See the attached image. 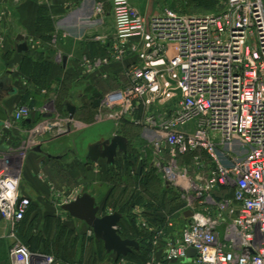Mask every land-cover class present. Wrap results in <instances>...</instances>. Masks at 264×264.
<instances>
[{
	"label": "built area",
	"instance_id": "2783aa9c",
	"mask_svg": "<svg viewBox=\"0 0 264 264\" xmlns=\"http://www.w3.org/2000/svg\"><path fill=\"white\" fill-rule=\"evenodd\" d=\"M218 5L216 14L166 8L148 17L131 0H113L115 34L99 38L105 54L83 59V79L116 82L96 120H125L148 131L140 150L154 155L150 167L183 202L180 234L160 231L165 240L153 245L163 255L145 264H264V0ZM105 14L98 4L96 16ZM37 111L17 107L0 138ZM39 112L45 115L46 106ZM18 155L19 148L0 150V216L13 226L32 206ZM10 258L57 261L21 241Z\"/></svg>",
	"mask_w": 264,
	"mask_h": 264
},
{
	"label": "rangeland",
	"instance_id": "374dc122",
	"mask_svg": "<svg viewBox=\"0 0 264 264\" xmlns=\"http://www.w3.org/2000/svg\"><path fill=\"white\" fill-rule=\"evenodd\" d=\"M103 1H107L102 3L105 8L113 12V0H99V2ZM149 1L151 0H131L132 4L148 17L166 8L186 15L216 14L220 11L219 0H159V4L162 5L157 8L156 12L150 6L151 2L149 3ZM104 26L101 32L104 34L103 38L108 35L114 36V19L112 17L107 20L105 18ZM94 81L91 82L96 83L97 92L104 93L116 84L115 81L107 82L96 79ZM89 84L83 80V124L74 123L73 125L72 120L65 117L57 108L56 102L49 99L45 104L47 110L45 115H39V109L43 108L41 107L43 103L36 104L38 111L31 116V119L33 118L32 126L21 128L19 124H13L10 129L2 131L0 150H14V148L20 150V155L15 157L23 167L22 192H28L32 201L29 219L33 221L34 227L37 226L38 230H41L38 234L44 240L48 238L51 242L59 235V238L65 237L67 243L72 244L73 237H76L75 233L79 234L81 231L83 240L87 239L86 234L92 229L77 219H67L62 206L75 201L84 193H89L96 198L100 215H111L116 212L123 215L119 226L123 238L128 233L132 235L135 232L141 233L144 238L136 236V240L140 246H146L149 243L152 253L149 255L150 259H144L142 255L137 258L130 256L119 259L115 254H107L102 242L96 245L93 240L89 249L85 252L83 250V264H136L135 262L141 264L161 259L162 248L160 250L153 244L155 241L157 245L163 244L161 241L165 238L160 234L162 230L167 232L172 229V234L176 236L180 234L184 225L180 214L183 207L174 213L172 210L176 205H183V202L176 191L168 189L163 198L169 205L164 209L159 208L162 206L159 205L160 199L165 194V185L161 174L153 167L148 174H141L144 167L147 173V170L150 169L149 165L154 161V155L151 152L143 153L139 149L146 142L143 127L135 126L136 129L132 123H127L125 120L119 121V123L114 120L105 122L96 120L99 111H95L92 106L95 89L92 88L94 90L92 93V89H90L92 85ZM15 109L16 106L13 111ZM121 123L123 124L121 125ZM68 125L71 127L70 132L65 134ZM36 130L38 131L36 132ZM71 132L73 133L69 136ZM135 132L140 134L138 139L133 135V133L136 134ZM116 135L133 138L130 139L131 141L128 140V152L118 154L113 166L108 165L107 161L103 159L97 163L87 161L90 146L110 140ZM30 144H34V147L32 148ZM38 144L41 147L40 153L36 151ZM49 156L53 158L62 156V163L56 164L54 159ZM30 169L33 171L30 172ZM144 176L149 178L147 187L145 186L147 179L145 180ZM144 222L149 225L150 229L154 228L157 234H151L143 226ZM169 223H173L174 227L169 228ZM131 226H134L135 229L133 230ZM76 243L78 245V242ZM31 250L33 251V249ZM57 251L56 249L55 252ZM90 251L93 252L89 256L88 252ZM55 264H59L58 261Z\"/></svg>",
	"mask_w": 264,
	"mask_h": 264
},
{
	"label": "crops",
	"instance_id": "0c3cea01",
	"mask_svg": "<svg viewBox=\"0 0 264 264\" xmlns=\"http://www.w3.org/2000/svg\"><path fill=\"white\" fill-rule=\"evenodd\" d=\"M106 2H99V0H22L16 3L13 0H0V77H9L12 81L11 85L17 90L14 96L6 92L0 95L1 122L9 120L15 106L16 108L21 105L30 106L34 101V108L41 103H43L41 107H44L49 99H53L57 108L69 119L66 103H71L76 108L72 124H83V80H85L83 79V59L85 57L95 58L103 53L101 51L103 43L99 38L104 36L101 32L105 27V18L106 20L111 17L114 19V16L106 9V14L101 19L96 16V7ZM149 3L155 12L162 5L159 4V0H151ZM112 36L108 35L106 39ZM20 38L27 39V53L18 52L17 45L20 43ZM45 62L49 63L50 70L47 69L44 73L46 86L42 87L41 82L35 80L37 78L35 71L40 69L41 64ZM85 81L92 85L90 89H95L96 93L95 81ZM93 89L92 93H94ZM26 97L29 101H26ZM94 110L98 112V109ZM32 125L27 126L24 122L19 124L21 128H28ZM147 134L148 131L144 130L145 138ZM67 150L70 151V149ZM53 159L58 165L63 160L62 156ZM32 171L33 169H30V172ZM23 194L29 196L26 191H23ZM63 213L67 219L72 218L67 212ZM32 223L33 221L28 217L27 220L13 226L0 216V264H15L10 258L11 249L18 241L27 245L24 238L28 235L32 238L31 244L34 249L30 245L27 246L33 249L34 253L41 255V258L52 256L59 264H75L76 262V264H83L82 231L79 234L73 232L76 237H73L72 244L66 243L72 251L70 256L72 262H70L58 258L59 255L55 252L57 248L51 242L46 244L41 240L39 243L34 241L35 237L41 238L38 234L41 230H38L37 226L34 227ZM86 235L85 247L88 249L93 240L96 245L99 243L95 239L93 230ZM92 252H88L89 256ZM116 258L121 257L116 256ZM75 259L77 260L73 262Z\"/></svg>",
	"mask_w": 264,
	"mask_h": 264
},
{
	"label": "water",
	"instance_id": "95a60500",
	"mask_svg": "<svg viewBox=\"0 0 264 264\" xmlns=\"http://www.w3.org/2000/svg\"><path fill=\"white\" fill-rule=\"evenodd\" d=\"M20 43L17 45L19 53L28 52V44L26 38H20ZM12 81L9 77H0V95L4 92L8 95H16L17 90L11 85ZM67 111L70 119H74L76 108L69 102L66 103ZM4 122L0 121V126ZM25 125H32V119L28 118L24 121ZM70 125L67 126V132H70ZM129 148V141L126 137L116 135L112 139L102 143L94 144L88 148L87 161L97 163L101 159L106 160L107 164L113 166L116 157L120 153L126 154ZM38 152H41V147H38ZM52 158V156H49ZM62 210L67 212L72 218L84 222L93 232L95 239L102 242L107 254H115L118 257H127L133 251L140 249V244L137 240L123 238V233L120 230V222L123 215L119 212L111 215H100V208L97 206V201L94 196L89 193L77 197L75 201L64 204ZM186 217H191L192 213L185 214ZM189 257L196 255V251L191 249L188 252Z\"/></svg>",
	"mask_w": 264,
	"mask_h": 264
},
{
	"label": "trees",
	"instance_id": "16d2710c",
	"mask_svg": "<svg viewBox=\"0 0 264 264\" xmlns=\"http://www.w3.org/2000/svg\"><path fill=\"white\" fill-rule=\"evenodd\" d=\"M200 3V2H199ZM102 47L103 48H101V51L103 52H101L102 54L101 55H104L105 54V46L104 45H102ZM40 69H38L37 71H35V70H33V72L35 71L36 73H35V75H36V77H34V78H36L35 80H37V81H39V82H41V85H42V87H45L46 86V84H45V78H44V73L46 72V70L48 69V70H50V65H49V63H43V64H41V66L39 67ZM31 71H32V69H31ZM31 78H33V77H31ZM100 82V81H99ZM100 91H98V92H96L95 94H94V96L92 97V106H93V108L94 109H98V107H99V105H100V102H101V99H102V96H103V94H104V92H100ZM26 99V101H29V98L28 97H26L25 98ZM34 106H35V102L33 101L31 104H30V107H32V108H34ZM128 125H131V124H128ZM134 128H136L135 126H133ZM137 129V128H136ZM133 132V131H132ZM136 134H134L133 133V135H134V137H137V139L139 138V136H140V134L138 133V132H135ZM126 138L129 140V141H131L130 139L131 138H133V137H128V136H126ZM149 167H150V165H149ZM145 168V167H144ZM144 168H143V170H142V173L141 174H143V175H145V174H148L151 170H152V168L150 167V169H148L147 170V173H146V170H144ZM144 177H146V176H144ZM114 178V177H113ZM147 179V177L145 178V180ZM148 181H149V178L147 179V181H146V187H147V185H148ZM165 189V194H163L162 195V199H160V203H159V205L161 206V207H159L160 209H164L166 206H168L169 204H167L166 203V200H165V198H163V197H165L166 196V193H167V191H168V189L169 188H167L166 186L164 187ZM158 205V206H159ZM182 207V205H176V206H174V208H173V210H172V212L174 213V212H176L179 208H181ZM30 212V211H29ZM29 217V213L27 214V216H26V218H25V220H27V218ZM24 220V221H25ZM33 224V223H32ZM31 225V224H30ZM132 227V229L134 230L135 228H134V226H131ZM136 236H140V238L142 237V238H144V235H142L141 233H137V232H135V233H133V235L132 234H130V233H128L127 234V236L126 235H124V238H130V239H134V240H136L137 239V237ZM36 239H34V241L36 242V243H39L40 242V240H41V242L42 243H46V244H50V242H49V239H46V240H44L42 237L41 238H39V236L38 237H35ZM65 238V237H64ZM64 238H59V235H57V237L55 238V240H53V241H51V243L52 244H54V246H56V248H57V253H58V255H59V257L58 258H61V259H65L66 261L68 260V261H70V256H71V254H72V251H71V248H68L67 247V245H66V243H67V241L64 239ZM84 238V237H83ZM31 239V240H30ZM28 240H29V242H28ZM145 240V239H144ZM31 241H32V238H30V235H28V236H26L25 238H24V242L27 244V245H30V246H32V244H31ZM87 239H84L83 240V250L84 251H86V250H88V247H85V244H87ZM68 244V243H67ZM32 248H33V246H32ZM34 249V248H33ZM152 253V248H151V246H150V244L149 243H147L146 244V246H140V250L139 251H133L132 253H130L127 257L129 258L130 256H135V258H137L138 256H143V258L144 259H146V258H148V259H150L151 257H149V255ZM144 259H142V260H144ZM64 260V261H65ZM136 260H138V259H136ZM135 262V261H134ZM140 262V261H139ZM136 264H139V263H137V262H135ZM146 262H143V263H141V264H145Z\"/></svg>",
	"mask_w": 264,
	"mask_h": 264
},
{
	"label": "bare ground",
	"instance_id": "6f19581e",
	"mask_svg": "<svg viewBox=\"0 0 264 264\" xmlns=\"http://www.w3.org/2000/svg\"><path fill=\"white\" fill-rule=\"evenodd\" d=\"M37 135V134H36Z\"/></svg>",
	"mask_w": 264,
	"mask_h": 264
}]
</instances>
